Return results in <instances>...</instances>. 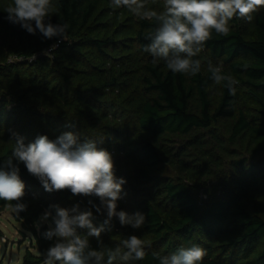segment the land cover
I'll list each match as a JSON object with an SVG mask.
<instances>
[{
    "label": "trees",
    "instance_id": "obj_1",
    "mask_svg": "<svg viewBox=\"0 0 264 264\" xmlns=\"http://www.w3.org/2000/svg\"><path fill=\"white\" fill-rule=\"evenodd\" d=\"M52 3V23L69 25L67 40L54 50L57 38L29 34L4 19L5 5L0 10V166L11 154L12 131L25 144L65 132L81 142L103 138L100 147L112 154L115 175L124 176L120 166L126 170L125 206L146 216L138 230L113 218L112 232L101 235L103 246L114 248L135 234L147 245L144 260L135 264H158L153 253L193 244L207 252L202 264H264V12L248 24L233 18L227 37L214 33L197 57L201 72L188 76L153 62L143 47L154 25L123 21L112 0ZM136 53L151 60L141 64ZM209 61L238 80L235 96L214 84ZM167 165L173 175L163 172ZM19 168L27 205L19 214L39 250L28 248L24 264H43L52 241L43 236L50 221L36 226L42 214L50 205L83 210L88 200H99L46 192L22 163ZM218 170L222 179L201 196L199 188H211ZM7 206L12 202L0 200V214ZM93 214L97 226L106 218Z\"/></svg>",
    "mask_w": 264,
    "mask_h": 264
},
{
    "label": "clouds",
    "instance_id": "obj_2",
    "mask_svg": "<svg viewBox=\"0 0 264 264\" xmlns=\"http://www.w3.org/2000/svg\"><path fill=\"white\" fill-rule=\"evenodd\" d=\"M112 6L125 8L133 16L154 25L146 34L150 42L143 47L153 62L162 60L174 74L195 76L202 70V61L197 57L213 34L227 37L233 18L251 22L253 14L264 8V0H163L162 10L148 7L147 0H112ZM52 11V0H12L4 9L7 14L4 19L29 34L39 32L46 40L57 38V44L51 46L54 50L59 42L67 40L69 25L52 23ZM207 71L215 85H222L231 96L237 94L239 82L232 75L224 74L211 61ZM9 141L13 144L11 154L0 166V200L12 202L17 215L27 208L21 202L25 183L20 178V163L46 192L67 190L74 197L99 200L98 204L88 200L89 207L83 210L79 204L70 209L49 206L36 225L39 228L41 223L50 221L43 236L52 244L42 254L43 264H135L144 260L147 245L135 234L114 248L103 246L101 235L112 232L113 218L121 227L133 230L141 229L146 221L140 211L130 214L118 210V201L127 195L123 189L127 181L115 175L112 154L100 147L103 138L81 142L76 134L65 132L55 140L38 135L33 142L25 144L24 137L12 131ZM93 209L99 214L106 213L98 226L94 224ZM90 237L96 239L99 247H91ZM206 255V250L197 244L181 246L167 255L153 253L158 264H202Z\"/></svg>",
    "mask_w": 264,
    "mask_h": 264
},
{
    "label": "rangeland",
    "instance_id": "obj_3",
    "mask_svg": "<svg viewBox=\"0 0 264 264\" xmlns=\"http://www.w3.org/2000/svg\"><path fill=\"white\" fill-rule=\"evenodd\" d=\"M148 1V7L150 8H158L160 9L163 4V0L160 1ZM12 3V0H0V10H3L4 8L2 5L7 6L8 4ZM113 7L112 5H110ZM114 8V7H113ZM115 10L119 9L123 13V21L126 17L131 18L132 20H138V17L133 16L130 14L125 8H114ZM162 9V8H161ZM261 12H264V8L260 9ZM1 12V11H0ZM100 19H105L101 17ZM112 22V19H111ZM246 22V21H245ZM247 24L250 22H246ZM115 27L112 26L110 30L108 31L109 35L113 33ZM116 30V29H115ZM141 57V54L136 53ZM127 59V58H126ZM143 64L147 60H151L149 55H145L144 57H141ZM138 67V66H137ZM134 71H137L136 74L140 71V68H134ZM135 74V75H136ZM137 84L135 83L134 87L132 89L134 93L137 91ZM119 168L123 169V178L125 179L127 177L126 170L120 166ZM164 173L173 175L175 173L174 169L170 166H166L163 169ZM221 177V172L218 170L213 177V179L210 181L211 188H209V185H202L199 188L200 195L203 197H206L207 189L213 190L215 188V185L219 183ZM124 191H126L125 187L123 186ZM127 201V195L123 196V199L119 201L118 210H125L128 213H132V210L127 208L125 206V203ZM123 204V205H122ZM0 227L4 231V235L0 237V264H12L14 261L15 264H24V256L28 250V248H31L33 252L39 253L38 248H36L33 245V234L31 231L27 230L23 227L22 219L20 218V214L17 215V213L13 210L12 206H7L0 214Z\"/></svg>",
    "mask_w": 264,
    "mask_h": 264
},
{
    "label": "built area",
    "instance_id": "obj_4",
    "mask_svg": "<svg viewBox=\"0 0 264 264\" xmlns=\"http://www.w3.org/2000/svg\"><path fill=\"white\" fill-rule=\"evenodd\" d=\"M49 50H51V49H49Z\"/></svg>",
    "mask_w": 264,
    "mask_h": 264
}]
</instances>
